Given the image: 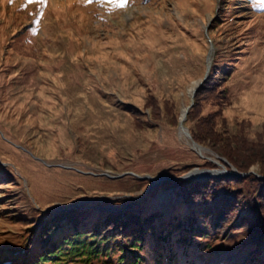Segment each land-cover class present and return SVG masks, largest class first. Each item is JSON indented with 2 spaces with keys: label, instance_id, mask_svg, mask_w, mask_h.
Masks as SVG:
<instances>
[{
  "label": "rangeland",
  "instance_id": "rangeland-1",
  "mask_svg": "<svg viewBox=\"0 0 264 264\" xmlns=\"http://www.w3.org/2000/svg\"><path fill=\"white\" fill-rule=\"evenodd\" d=\"M192 1L126 0L121 6V0H0V24L8 30L24 26L26 30L33 23L14 45L15 69L25 62L24 54L38 57L42 47L49 49L43 64L28 66L13 84L27 92L11 93L9 109L0 102V164L7 170L2 173L13 175L18 183L5 184L0 192V264L27 250L15 246L23 227L7 223L10 215L30 209L27 213L37 216L70 202L73 207L103 198L139 199L164 180L153 185L152 177L166 179L168 168L187 165L185 173L202 168V158L226 167L211 151L199 154L193 149L178 124L167 121L162 112L167 99L175 104L179 122L190 102L188 89L206 71L210 44L202 60L200 31L204 35V25L208 22L209 29L224 5V0H211L200 14L193 6L199 0ZM251 2L261 9V0ZM233 12L235 21L247 28L246 9ZM9 32L6 35L11 37ZM32 32H38L36 40ZM246 32L235 37L241 40L236 50L245 49L228 79L230 105L224 114L230 120H248L255 131L264 124V15L257 18L252 39ZM211 41L212 64L216 47ZM30 79L34 84L25 86ZM149 94L157 98L162 116L150 115L152 108L144 104ZM26 97L31 98L26 101ZM208 110L207 104L204 111ZM136 178L142 180L140 186L133 184ZM79 198L85 200L72 204ZM170 199L153 191L141 206L170 214L174 208ZM202 241L200 248H207L202 252L208 261L222 255L223 243L211 242L210 248L208 241ZM235 244L227 252H235ZM215 248L220 249L217 256ZM175 250L180 252L181 247L176 245ZM193 251L185 256H196V248ZM4 252L9 256H1Z\"/></svg>",
  "mask_w": 264,
  "mask_h": 264
},
{
  "label": "trees",
  "instance_id": "trees-1",
  "mask_svg": "<svg viewBox=\"0 0 264 264\" xmlns=\"http://www.w3.org/2000/svg\"><path fill=\"white\" fill-rule=\"evenodd\" d=\"M261 1L263 4L259 9L251 0H224L222 9L208 29L216 47L211 68L195 93L183 123L195 142L218 157L225 158L226 163L221 161L227 169L233 166L240 172L256 173L251 172L243 177L173 180L183 175L188 166L176 170L168 168L165 171L167 178L139 199L103 198L73 207H69L70 202L66 207L48 210L46 214L40 212L39 217L28 214L30 209L10 215V218H6L7 223L23 227L15 237V246L27 248L25 255L19 257L15 264H264V124L259 130L251 131L248 120H230L224 114V108L230 105L228 79L233 76L245 49L241 46L240 50H236L241 40L235 37L247 31L245 34L253 38L257 18L264 15V0ZM209 2L211 0H199L197 5H193L194 10L202 14L203 9L209 8ZM237 8L246 9L249 14L244 16L249 24L247 28L235 21L237 14L233 9ZM241 23L244 25V21ZM3 24H0V102L9 109L11 93L27 92L25 87L18 88L13 84L17 83L28 66L37 68L40 63L43 64L49 49L42 47L38 57L24 54L22 58L25 62L15 69L18 60L12 64L14 45L20 40L19 36L33 28V23L29 22L26 30H23L24 26L12 31ZM237 26L242 27L240 32H235ZM8 32L11 37L6 35ZM200 33L203 44L199 53L203 60L208 41L203 32ZM32 34L36 40L38 32ZM177 38L181 39L180 36ZM225 51H231L233 55ZM202 66L204 68L203 63ZM33 84L34 80L30 79L25 86L31 87ZM11 87H15V90H9ZM30 98L26 97V101ZM156 99L152 94L145 99V106L152 108L150 115L157 118L163 112L166 120L177 126L179 115L175 104L164 100L161 112L162 107ZM207 104L210 110L204 111ZM12 115L6 116L4 121L9 122L7 119ZM201 160L202 168L217 167L212 160ZM3 170L6 168L0 164V192L5 184H18L13 175L2 173ZM141 182L140 178L133 180L137 186ZM153 191H160L171 198L174 206L172 213L166 214L161 208L143 210L141 201ZM125 199L127 206L123 205ZM83 200L85 198L73 200L72 204ZM202 240L208 241L210 248L218 242L223 243L225 249L222 255L208 261L203 254L207 248H200ZM230 244L237 246L235 252H227ZM176 245L181 247L180 252L175 250ZM194 248L198 256L192 254L188 259L185 253ZM219 250H213L214 256ZM193 255L195 259L191 258ZM1 256L6 258L9 254L4 252Z\"/></svg>",
  "mask_w": 264,
  "mask_h": 264
},
{
  "label": "water",
  "instance_id": "water-1",
  "mask_svg": "<svg viewBox=\"0 0 264 264\" xmlns=\"http://www.w3.org/2000/svg\"><path fill=\"white\" fill-rule=\"evenodd\" d=\"M208 25H209L208 22L204 25V35L206 36V38H207V40H208V42L210 44L209 51H208L207 56H206V71H205V75L201 79H199V80H197L195 82V85H194V87L191 90L188 89L189 95H190V102L185 107V109L183 110L182 115L180 116L179 122H178V128L180 129V132L184 133L190 139L192 148L197 150V152L199 154L201 153L202 150H208V149L206 147L201 146L200 144H198L197 142H195L192 139L188 128L186 126H184L183 122H184V120L186 118V114H187L189 108L193 104L195 93L197 92V90L200 88V86L205 81V79L207 77V74L209 72V69H210V64H211V60H212V52L214 50V47L212 45V41H211V39H210V37L208 35V32H207ZM215 156L218 157L217 155H215ZM219 159L223 160L225 163L227 162L225 160V158H223V157H219ZM217 164L219 165V168L218 167L217 168H195L194 170L188 171L187 173L183 174L179 178L180 179H188V180H196V179H201V178H204V177H215V176H222V175L243 177V176L248 175L251 172H254V171L240 172L233 166H231L230 169H227L223 164H221L219 162H217ZM254 173H256V172H254ZM162 179H165V178L152 177L151 181L153 182L152 184L155 185L156 183H158Z\"/></svg>",
  "mask_w": 264,
  "mask_h": 264
},
{
  "label": "snow or ice",
  "instance_id": "snow-or-ice-1",
  "mask_svg": "<svg viewBox=\"0 0 264 264\" xmlns=\"http://www.w3.org/2000/svg\"><path fill=\"white\" fill-rule=\"evenodd\" d=\"M29 2H32V0H29ZM37 2L43 3L45 0H37ZM124 2H126V0H121V6H123Z\"/></svg>",
  "mask_w": 264,
  "mask_h": 264
}]
</instances>
